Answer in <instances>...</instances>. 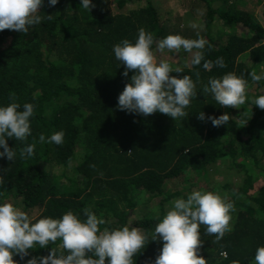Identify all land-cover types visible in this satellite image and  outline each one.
<instances>
[{
  "label": "trees",
  "instance_id": "16d2710c",
  "mask_svg": "<svg viewBox=\"0 0 264 264\" xmlns=\"http://www.w3.org/2000/svg\"><path fill=\"white\" fill-rule=\"evenodd\" d=\"M93 3L89 11L80 0H60L52 7L45 0L39 13L44 19L28 33L0 31V105L14 97L21 105L35 106L32 135L23 142L8 139L16 160L0 158V201L21 207L30 217L39 213L33 222L61 218L68 211L84 218L87 208L105 220L101 230L139 228L148 242L133 257L134 264H154L163 242L152 241V233L170 202L193 190L221 189L229 191L235 207L232 230L216 241L201 226L200 254L207 264H253L256 249L264 246V184H255L264 180V110L250 100L239 109L224 108L202 89L210 78L234 73L248 81L249 98L264 95V79L255 82L249 75H264V0ZM184 16L201 17L203 23L193 29ZM140 28L157 40L170 34L196 39L198 33L207 41L205 59L223 58V68L206 71L203 61L192 65V55L185 52L186 61L173 67L181 72L170 75H188L196 84L188 116L175 121L159 112L145 117L117 109L134 72L123 75L125 66L112 49L124 39L134 43ZM167 52L155 55L161 60ZM201 111L216 117L229 113V124L213 127L198 119ZM59 131L65 133L62 144L40 142L41 135L47 141ZM33 143L35 154L20 159L19 151ZM218 178L227 181L209 184ZM23 182L36 186L33 198L22 191ZM156 203V216L144 213V207ZM59 243L13 259L27 264Z\"/></svg>",
  "mask_w": 264,
  "mask_h": 264
},
{
  "label": "clouds",
  "instance_id": "9594fccd",
  "mask_svg": "<svg viewBox=\"0 0 264 264\" xmlns=\"http://www.w3.org/2000/svg\"><path fill=\"white\" fill-rule=\"evenodd\" d=\"M60 0H47L50 7ZM45 0H0V31L5 29L28 33L30 27L39 25L44 19L39 13ZM83 9L91 11L95 7L93 0H80ZM51 19V15H48ZM193 29L199 26L190 25ZM190 39L180 34H170L157 40L153 33L140 28L135 42L122 40L113 46L115 59L125 66L123 75L134 72L130 82L118 96L117 109L129 114L149 116L161 113L175 121L188 116L186 109L197 97L196 84L188 75L182 78L171 73H180L181 69L164 60L157 59V51L179 53L180 50L192 55V65H201L206 71L213 66H225L222 57L215 62L206 60L203 54L207 41L203 37ZM155 45V48H154ZM197 50V51H193ZM251 80L260 82L264 75L249 73ZM211 94L216 104L224 108H241L247 101L264 110V95L248 97V81L243 76L227 73L218 78H210L202 89ZM11 103L0 105V158L14 162L17 158L15 148L9 147L8 139L15 138L23 142L32 135V118L35 106L23 105L10 98ZM198 119L208 120L213 127L229 124L230 115L225 113L206 116L203 111ZM63 131L50 137H39L40 142H64ZM36 145L28 144L19 151L20 159L35 154ZM234 205L219 193L193 190L186 198L181 197L170 202V209L156 224L152 241L160 240L163 247L154 264H207L200 254L203 243L201 226L206 234L222 240L232 230ZM21 207L13 203L0 201V264H17L14 256L29 255V250L52 247L46 256L33 257L27 264H134L133 257L141 252L148 236L139 228L122 226L115 229L103 228L106 222L94 212L85 208L84 218L68 211L61 218L44 217L35 220ZM67 253V254H65ZM253 264H264V246L258 247Z\"/></svg>",
  "mask_w": 264,
  "mask_h": 264
},
{
  "label": "rangeland",
  "instance_id": "374dc122",
  "mask_svg": "<svg viewBox=\"0 0 264 264\" xmlns=\"http://www.w3.org/2000/svg\"><path fill=\"white\" fill-rule=\"evenodd\" d=\"M172 15L174 16L175 14L172 12ZM166 18V17H165ZM192 23H196L198 26H201L202 25V19L201 17H195V16H190V17H185L184 16V24H187L188 27H190V25ZM192 28V27H191ZM184 52V51H183ZM182 54L179 52V53H176V52H167L165 53V56H161V60H164V61H167L171 66L172 68L179 65V64H182L183 62L186 61V53L184 52V58H182ZM191 58V56H190ZM159 61V60H158ZM252 95L255 94L254 91H252ZM226 179L228 180H231V177H226ZM222 178V179H214L212 182H210L209 184H214V182H220L223 181V182H226L227 180ZM257 187H260L264 184V180L263 179H259L257 180V182L255 183ZM21 189L23 192H25L27 194V196L30 198V196L33 198L34 197V194L36 192V186L32 183L31 185H28L26 182H23L21 183ZM229 191H222L221 189H218V192L216 193H223V197H225L227 200L229 198V194H228ZM143 198H141L139 200V202L142 201ZM144 213L147 214L149 213L150 215H152V217L156 216L157 214V210H159L158 208V204L156 203L154 206H149V207H144ZM23 210V209H22ZM39 214V213H38ZM38 214H33V218H37Z\"/></svg>",
  "mask_w": 264,
  "mask_h": 264
}]
</instances>
